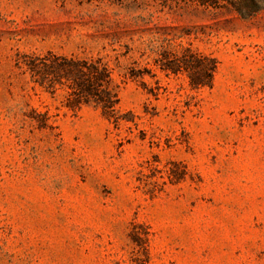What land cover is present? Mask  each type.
<instances>
[{"label": "rangeland", "instance_id": "rangeland-1", "mask_svg": "<svg viewBox=\"0 0 264 264\" xmlns=\"http://www.w3.org/2000/svg\"><path fill=\"white\" fill-rule=\"evenodd\" d=\"M48 53L101 58L119 122L16 67ZM0 264H264V8L0 0Z\"/></svg>", "mask_w": 264, "mask_h": 264}, {"label": "trees", "instance_id": "trees-1", "mask_svg": "<svg viewBox=\"0 0 264 264\" xmlns=\"http://www.w3.org/2000/svg\"><path fill=\"white\" fill-rule=\"evenodd\" d=\"M131 6L137 0H121ZM162 7L182 8L194 6L201 9H227L243 19L254 17L264 8V0H158ZM188 53V52H187ZM183 54L162 65V70L177 73L185 71L194 88L209 86L216 68L207 65V57ZM16 67L28 74L30 81L55 95L64 91L65 103L70 108L93 105L112 122H119L118 86L114 84L112 71L101 58L79 59L48 53L44 56L24 55L18 57ZM47 120L38 121L39 128H46ZM138 236V235H137ZM139 239H141L138 236Z\"/></svg>", "mask_w": 264, "mask_h": 264}]
</instances>
